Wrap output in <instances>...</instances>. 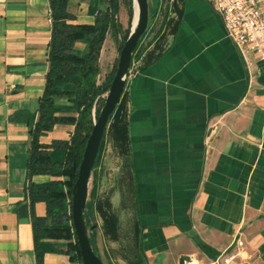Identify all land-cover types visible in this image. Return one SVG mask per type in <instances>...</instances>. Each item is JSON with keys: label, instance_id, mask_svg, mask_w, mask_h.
I'll use <instances>...</instances> for the list:
<instances>
[{"label": "crops", "instance_id": "1", "mask_svg": "<svg viewBox=\"0 0 264 264\" xmlns=\"http://www.w3.org/2000/svg\"><path fill=\"white\" fill-rule=\"evenodd\" d=\"M93 3L105 7L68 1L75 23L94 22ZM148 3L155 15L138 43L139 72L120 98L126 150L110 139L114 177L107 190L103 169L100 188L118 228L106 231L100 217L92 247L102 264H215L235 254L229 264H264V64L244 61L207 0ZM50 33L48 0H0V264H37L32 218L46 208L30 205L27 188L51 178H28V130ZM72 131L56 125L42 141ZM46 243L55 251L42 264H80L65 242Z\"/></svg>", "mask_w": 264, "mask_h": 264}, {"label": "trees", "instance_id": "2", "mask_svg": "<svg viewBox=\"0 0 264 264\" xmlns=\"http://www.w3.org/2000/svg\"><path fill=\"white\" fill-rule=\"evenodd\" d=\"M68 1L48 0L51 18L48 72L43 95L38 104L37 118L30 123L28 130L30 136L28 178L31 179L33 176L51 178L43 184L30 183L27 188L30 205L44 203L46 208L43 217L33 215L32 218L37 264H42L45 252L55 251L46 243L47 241L65 242L70 260H76L81 264L78 242L72 226L71 201L68 203L67 200L71 199V189L77 177L78 166L93 128L92 109H95L96 120L104 103L103 96L107 93L116 70L115 64L112 71L100 80V53L106 36L121 29L117 21L121 0H102L105 3L103 8L99 7V3H93L91 12L94 15V22L91 24L75 23V16L67 9ZM126 1L129 20L119 52L129 34L133 16L132 2ZM76 44H81L82 48L77 49ZM57 100L66 101L67 105L57 104ZM126 113L125 101L119 100L109 117L93 169L99 163L106 133L112 140L114 148L120 153L125 152ZM56 125L73 127L69 139L44 143L42 137L52 132ZM95 192L96 187L93 185L84 213L88 229L96 228L89 219ZM96 206L106 231L116 230L118 223L110 212L107 199L97 202ZM89 241L92 246L90 234Z\"/></svg>", "mask_w": 264, "mask_h": 264}, {"label": "water", "instance_id": "3", "mask_svg": "<svg viewBox=\"0 0 264 264\" xmlns=\"http://www.w3.org/2000/svg\"><path fill=\"white\" fill-rule=\"evenodd\" d=\"M131 2L133 16L129 34L119 52L115 74L99 115L93 122V128L78 166L77 177L71 189V219L78 242L81 264H102L99 255L93 251L89 241V234L94 227L88 229L84 220L90 179L109 117L122 96L133 53L155 15L154 12L150 13L148 0H131ZM188 261L189 257L181 256L178 263L185 264Z\"/></svg>", "mask_w": 264, "mask_h": 264}, {"label": "built area", "instance_id": "4", "mask_svg": "<svg viewBox=\"0 0 264 264\" xmlns=\"http://www.w3.org/2000/svg\"><path fill=\"white\" fill-rule=\"evenodd\" d=\"M222 20L226 36L237 48L247 64L251 60L264 64V0H207ZM137 48L129 66L124 88L138 74ZM239 248L243 243L236 241ZM238 254L231 255L215 264H229Z\"/></svg>", "mask_w": 264, "mask_h": 264}, {"label": "rangeland", "instance_id": "5", "mask_svg": "<svg viewBox=\"0 0 264 264\" xmlns=\"http://www.w3.org/2000/svg\"><path fill=\"white\" fill-rule=\"evenodd\" d=\"M119 9L121 10V15L122 17L120 18L122 22H124V26L120 29L119 32L114 31L110 32L107 36L106 44L103 47L102 54L100 56V68H101V74L100 77L104 78L106 75H108L112 69L114 68L115 64L117 65V59L119 55V48L121 47L123 43L124 36L126 35V29L128 27L127 25V12H128V7H127V1L126 0H121L119 2ZM117 21L119 22V16L117 14ZM106 95V94H105ZM105 95L103 98L105 99ZM57 104L60 105H67V102L64 100H57ZM102 107H100L101 109ZM95 109H92V120L94 122L95 114H94ZM106 143L104 144L103 142V148H102V153L99 159V163L95 169L92 170V175L90 179V184H89V193L92 190V186L95 185L96 187V192H95V198H93V207H92V213L91 216L89 217L90 223L92 225H96L97 223H100V215L97 212V202L103 201L100 196V188H102V180H103V169L106 170L104 173L105 179V184L107 185V190L112 185V178L114 177L111 173V168L113 166L112 159H109V162L105 161L106 157V150L111 148V142H110V137L107 134V139ZM105 145L107 148H105ZM110 150V149H109ZM107 170H110L109 172ZM110 174V175H109ZM110 192V191H109ZM110 195H112V192H110ZM71 199L68 198L67 202L69 203ZM88 201H89V196H88ZM109 202V200L107 199ZM110 204V202H109ZM111 207V204H110Z\"/></svg>", "mask_w": 264, "mask_h": 264}]
</instances>
